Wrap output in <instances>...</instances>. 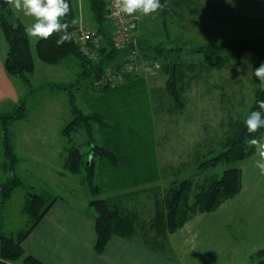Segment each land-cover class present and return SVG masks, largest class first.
<instances>
[{
  "label": "trees",
  "instance_id": "1",
  "mask_svg": "<svg viewBox=\"0 0 264 264\" xmlns=\"http://www.w3.org/2000/svg\"><path fill=\"white\" fill-rule=\"evenodd\" d=\"M89 5L92 25L100 36L98 45L87 44L85 48L78 42L75 24L70 23L68 31L72 33L71 42L57 46L58 35L41 39L36 43L38 61L56 67L67 59H76L81 72L75 85H52L50 87L69 92L70 111L73 120L62 130L67 139L66 158L63 166L65 174L82 177L83 185L94 199L90 206L95 211L97 235L96 252L102 254L115 236L133 240L156 252L164 253L170 248V237L199 216L216 213L229 200L237 197L243 190L242 171L231 167L222 176L173 181L166 187L156 184L161 181L159 166L158 141L155 127V111L148 77H128L116 87L103 85V79L109 71H119L123 65V54L114 46L115 24L107 18L110 12L109 0H85ZM162 4L164 0L160 1ZM71 12L67 21H78V12L74 0H69ZM167 13L166 8L163 9ZM133 18L131 29L133 38L138 42L141 56L160 63L159 72L167 75V94L172 100L170 113H183L187 107L186 94L191 85L200 80L199 69L207 67L222 71L230 63L249 59L253 63L252 78L258 85L255 101L247 114L229 126L226 138L221 143L223 151L199 163V175L219 165L233 166L253 156L255 149L246 143L252 137L264 135V128L249 134L244 119L253 110L258 109V102L264 100V89L255 77L254 70L264 63V33L260 38H238L229 43H209L191 51L204 57L202 64H185L179 57L183 48L167 49L164 47L144 48L135 29L137 19ZM264 25V18L258 20ZM0 26L4 33L8 54L5 68L9 75L31 88L30 76L36 71V61L32 54L30 39L24 32L13 10L0 0ZM149 48L155 57L150 56ZM180 59V60H179ZM158 73V72H157ZM82 91L86 111L77 106L73 91ZM34 91H28L20 103L9 114L0 116L3 124L5 155L10 161L9 170H15L17 158L10 143L8 127L27 118L26 99ZM83 134L84 145L89 148L82 154L75 144V137ZM201 173V174H200ZM21 184L14 177L6 181L0 190L1 209L11 200L15 189ZM103 198L98 199L97 195ZM143 195L156 198L153 218L147 222L139 213L129 207L128 201ZM57 197L50 192L31 194L24 206V212L32 218L29 229L19 238L0 234V261L9 263L22 259L25 264H42L31 256L25 255L21 242L40 223L50 211ZM4 206V207H3ZM2 213V214H3ZM1 216V215H0ZM252 258L264 264V250L258 251Z\"/></svg>",
  "mask_w": 264,
  "mask_h": 264
},
{
  "label": "rangeland",
  "instance_id": "2",
  "mask_svg": "<svg viewBox=\"0 0 264 264\" xmlns=\"http://www.w3.org/2000/svg\"><path fill=\"white\" fill-rule=\"evenodd\" d=\"M164 1L166 14L162 10L140 18L135 15V33L144 48L162 46L169 50L182 47V53L179 56L172 54L171 58L179 57L185 64L203 63L204 57L191 51L194 48L209 43H229L238 38H260L264 33V25L258 21L264 18V0ZM85 14L86 23L94 27L86 2ZM36 43L37 40H30L32 54L38 64L35 73L29 77L32 87L21 85L27 93L34 91L26 99L27 118L8 127L10 143L17 158L12 172L5 155L3 124L0 122V175L7 173L8 180L16 177L21 182L5 205L4 213L1 212L0 201V234L3 231L8 237L11 234L17 236L30 227L32 218L24 212V206L31 194L50 192L56 197L73 199L82 206H87V202L94 199L83 185L82 177L59 174L63 172L68 145L60 132L73 120V115L69 92L52 87L75 85L81 72L80 63L72 58L56 67L47 66L36 57ZM149 52L151 57H155L152 48ZM252 70L253 63L247 58L230 63L222 71L208 65L199 69L200 80L193 83L186 94L185 111L173 114L170 113L172 100L166 89L167 75L160 71L148 78L150 89L155 91L152 99L156 107L154 118L161 167V181L156 185L166 187L173 181L220 177L231 167L242 171V192L229 200L226 207L206 217L203 223L194 225V230L187 237L176 240L178 247L184 239L186 241L181 251L190 247L196 254L203 253L205 264H258V259L244 257L246 249L264 247V176L254 167L255 156L233 166L219 165L202 175L198 172L199 163L208 159L211 152L217 155L223 151L221 143L230 124L245 116L253 105L258 85L253 82ZM73 93L77 106L86 111L83 90L74 89ZM15 107L10 108L3 103L0 115L11 113ZM36 125L52 130L40 131L35 129ZM84 142L83 134L75 137L76 146L86 155L89 148ZM62 152L64 157H57ZM97 196L98 199L103 198L100 194ZM127 203L142 220L149 222L153 218L154 195H143ZM192 242L191 246L187 245ZM232 247L238 249L234 259H231Z\"/></svg>",
  "mask_w": 264,
  "mask_h": 264
},
{
  "label": "crops",
  "instance_id": "3",
  "mask_svg": "<svg viewBox=\"0 0 264 264\" xmlns=\"http://www.w3.org/2000/svg\"><path fill=\"white\" fill-rule=\"evenodd\" d=\"M74 2L77 7L78 21L86 23V1L74 0ZM13 12L17 20L24 26L31 22L30 17H25L22 13L14 10ZM7 54L8 45L0 26V105L6 103L11 108L17 106L26 97L27 91H25V85L20 80L7 73L5 68ZM37 65L36 62V68ZM22 84L24 85L23 87L21 86ZM35 129L40 131L52 130L51 128H41L37 125ZM60 134L63 136L62 131ZM32 142L37 143L35 141ZM57 157L63 158L64 152ZM7 180V173L3 176L0 175V190ZM57 198L50 211L21 242V248L25 255L33 257L42 264H205L203 262L205 258L203 253L196 254L189 249L190 247L188 250L181 251L180 248L186 245V241L184 239V243L178 247L176 240L178 241L183 236L187 237L191 233L190 231L194 230V225L199 222L200 224L203 223L206 217L215 213L199 216L181 229L180 232L172 235L170 248L164 253L148 249L133 240L115 236L111 239L105 251L102 254H98L96 252L95 212L90 206V202H87V206H82L75 203L73 199ZM224 207H226V204L221 209ZM27 230L17 233V236L11 234L10 237L19 238ZM1 232L5 235L3 231ZM192 244L193 242L187 245L191 246ZM231 250L233 251L231 259H234L233 256H236L238 249L237 247H232ZM260 250H264V247L262 249L261 247L248 248L244 257L252 259L253 255ZM231 262L233 263V261ZM0 264L25 263L20 259L9 263L0 261Z\"/></svg>",
  "mask_w": 264,
  "mask_h": 264
},
{
  "label": "clouds",
  "instance_id": "4",
  "mask_svg": "<svg viewBox=\"0 0 264 264\" xmlns=\"http://www.w3.org/2000/svg\"><path fill=\"white\" fill-rule=\"evenodd\" d=\"M5 3L15 12L31 18V22L24 26V32L30 40H47L53 35H58L55 41L57 46L72 41L73 36L68 29L70 23L74 25L77 21L66 20L71 12L69 0H5ZM113 6L117 15H136L140 18L162 11L166 4H162L160 0H114ZM254 75L260 81V87L264 89V63L255 68ZM244 124L249 134L264 128V100L258 102L257 110L246 116ZM246 143L254 147V167L264 176V135L250 136Z\"/></svg>",
  "mask_w": 264,
  "mask_h": 264
},
{
  "label": "built area",
  "instance_id": "5",
  "mask_svg": "<svg viewBox=\"0 0 264 264\" xmlns=\"http://www.w3.org/2000/svg\"><path fill=\"white\" fill-rule=\"evenodd\" d=\"M113 4L114 0H109L110 12L107 18L116 26L114 46L123 54V65L119 71H109L102 84L116 87L130 76L148 77L156 74L161 69V64L141 56L138 42L133 38L131 29L133 18L131 15H117ZM75 27L77 40L83 48L87 44H99L101 38L96 30L85 27L81 22H77Z\"/></svg>",
  "mask_w": 264,
  "mask_h": 264
}]
</instances>
